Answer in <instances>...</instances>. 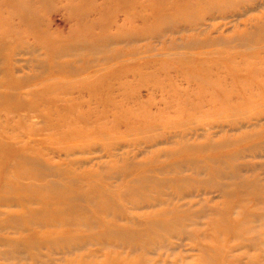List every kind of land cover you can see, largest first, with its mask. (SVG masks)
<instances>
[{
    "label": "rangeland",
    "instance_id": "1",
    "mask_svg": "<svg viewBox=\"0 0 264 264\" xmlns=\"http://www.w3.org/2000/svg\"><path fill=\"white\" fill-rule=\"evenodd\" d=\"M185 1L0 0V264H264V0Z\"/></svg>",
    "mask_w": 264,
    "mask_h": 264
},
{
    "label": "bare ground",
    "instance_id": "2",
    "mask_svg": "<svg viewBox=\"0 0 264 264\" xmlns=\"http://www.w3.org/2000/svg\"><path fill=\"white\" fill-rule=\"evenodd\" d=\"M194 2H197V0H186L185 4H192ZM263 5L264 3L259 5V7H262ZM8 19L7 16H0V25H2L3 22H8ZM20 22L22 24H27L25 18H22ZM18 27H20L19 23ZM1 31L2 29L0 30V171H8L11 168L10 171L12 172L16 163L25 165H30L32 163L35 164L34 161H29L24 155H22V151L20 154L18 149L14 148L15 142H13V140L17 138V135L20 134L21 131L18 126H23L22 124H24L26 117L29 116L44 123L46 113L41 112L37 108V106L30 100L29 97L31 96L28 97L26 93L22 92L25 96L23 97L24 100L22 99L23 104L21 106L25 114L17 115L18 119L14 120L11 100L14 96L21 97L20 90L17 91V86L14 84L15 80L19 81V76L15 79L12 74L13 67L11 65V58L13 57L17 46L16 48L15 46L13 47L12 43L9 42L11 41V37L9 38L5 33H1ZM25 99L27 100L25 101ZM20 120L22 121L19 122ZM10 159H13L15 162L12 167L10 166Z\"/></svg>",
    "mask_w": 264,
    "mask_h": 264
}]
</instances>
